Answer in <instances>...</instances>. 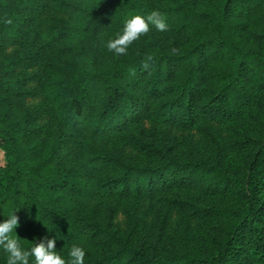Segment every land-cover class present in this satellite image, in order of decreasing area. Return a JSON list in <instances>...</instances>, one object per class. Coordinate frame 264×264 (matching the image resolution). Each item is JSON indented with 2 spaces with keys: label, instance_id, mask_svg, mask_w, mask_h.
Instances as JSON below:
<instances>
[{
  "label": "trees",
  "instance_id": "16d2710c",
  "mask_svg": "<svg viewBox=\"0 0 264 264\" xmlns=\"http://www.w3.org/2000/svg\"><path fill=\"white\" fill-rule=\"evenodd\" d=\"M153 11L167 30L108 50ZM147 123L202 142L177 153ZM114 198L153 223L114 229ZM24 206L21 246L55 237L65 260L264 264V0H0V220Z\"/></svg>",
  "mask_w": 264,
  "mask_h": 264
},
{
  "label": "clouds",
  "instance_id": "9594fccd",
  "mask_svg": "<svg viewBox=\"0 0 264 264\" xmlns=\"http://www.w3.org/2000/svg\"><path fill=\"white\" fill-rule=\"evenodd\" d=\"M150 26H154L158 31L167 30V24L157 11H153L146 18L132 15L126 21L122 34L108 41L106 45L108 50L115 54H125L129 45L149 32ZM22 208L25 206L11 212L6 219L0 220V248L8 253L7 264H29V257L34 258L35 264H84L86 253L79 246L71 248L67 260L57 254L56 245L59 239L55 237L47 239V243L35 239V245L25 250L17 239L16 232L19 227V216L16 213Z\"/></svg>",
  "mask_w": 264,
  "mask_h": 264
},
{
  "label": "rangeland",
  "instance_id": "374dc122",
  "mask_svg": "<svg viewBox=\"0 0 264 264\" xmlns=\"http://www.w3.org/2000/svg\"><path fill=\"white\" fill-rule=\"evenodd\" d=\"M165 132L161 131L160 127H158V131H156V126L151 124H145L144 127H141L146 131V134L152 136L154 132H163L166 133L168 136V140L171 145L174 146V149L177 153H182L188 147H197L201 144L202 139L201 137L195 132H185L173 126H165ZM219 130V128H218ZM119 152H121L125 157H137V154L130 148L126 146H120ZM112 205H117L119 207V211L117 213L116 222L114 225V229H125L127 227L128 222V213L135 212L136 215L139 217L140 221H143L146 226H149L153 223L156 213V206L154 203L146 200V199H120L114 198L111 202ZM179 220L178 214L175 213L173 216V221L171 223L170 233H174V225L177 224ZM199 227L198 222H194L192 224L191 230L193 232ZM154 235L156 233L152 232Z\"/></svg>",
  "mask_w": 264,
  "mask_h": 264
}]
</instances>
